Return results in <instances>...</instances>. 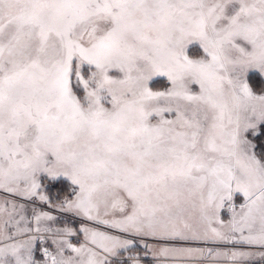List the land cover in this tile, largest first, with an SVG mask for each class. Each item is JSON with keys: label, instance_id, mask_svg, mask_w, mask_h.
Returning a JSON list of instances; mask_svg holds the SVG:
<instances>
[{"label": "snow or ice", "instance_id": "6c2138e0", "mask_svg": "<svg viewBox=\"0 0 264 264\" xmlns=\"http://www.w3.org/2000/svg\"><path fill=\"white\" fill-rule=\"evenodd\" d=\"M0 264H264V0H0Z\"/></svg>", "mask_w": 264, "mask_h": 264}]
</instances>
